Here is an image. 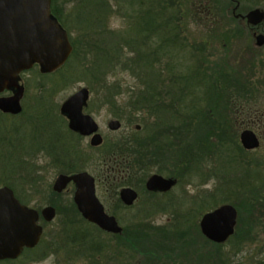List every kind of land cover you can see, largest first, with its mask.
Wrapping results in <instances>:
<instances>
[{
	"label": "flooded vegetation",
	"instance_id": "obj_1",
	"mask_svg": "<svg viewBox=\"0 0 264 264\" xmlns=\"http://www.w3.org/2000/svg\"><path fill=\"white\" fill-rule=\"evenodd\" d=\"M225 1L231 2L229 12L231 13L233 21L241 26V28L248 32L251 31L254 38L259 33L264 35V19L254 24L247 23L244 17L254 8H260L264 11L262 6L253 4L247 8L245 0ZM52 14L54 15L53 12ZM55 17L57 18V16ZM57 20L66 29L72 46V51L68 59L63 65L51 72L40 71L37 63L33 64L31 68L21 71L19 73V82L24 88L20 99L21 110L17 113H11L0 109V114L12 117L25 114L26 109L23 103L27 97L26 81L24 79L25 72L37 68L43 76L54 74L61 70L73 55L70 33L62 24V21L58 18ZM253 74H255V72H253ZM251 82L253 83V80H251ZM79 88L80 87L67 95L59 105L53 104L55 107V115H57L56 134L55 137L49 141L37 143L39 139L37 138L35 140L37 144L31 149L29 147L31 145L28 142H25L23 139H16L20 137L17 135V133H19L18 128L11 127L10 134L3 133V130L0 131V141L6 143V145L0 146V153L5 157L18 158L20 166L16 174L26 175L24 180L22 179L23 183L26 182L29 173L35 170L34 167L31 168L32 164L29 162L30 159L32 157L36 158L38 154H42L49 158L51 161L50 165L58 169V173L51 184L49 182L27 183L30 187V192L28 191V193L24 191V186L19 187L20 183L15 175H13L12 179L10 178L0 183V186L6 185L10 187L22 204L35 208L39 213L45 206H52L55 210V215L51 220H46L39 214L38 223L42 226V232L35 245L22 246L20 252L16 256L0 258V264H42L53 257L55 258L53 264H78L79 252L85 254V250L81 251L79 249L78 243L88 244V250L92 253V257L94 249H96L97 246L99 250L105 248L109 250L111 247H118L121 250V252L118 250L119 253L126 252L129 255L133 254L138 256L140 255V246L132 242L131 236L125 237L122 235L123 229L126 226L121 225V215L119 212L122 209H133L138 207L137 204L142 199V196L144 197L143 200H147V202L152 196L157 197V202L150 204L143 202L139 214L133 215V217L130 218H153L154 215H150L151 213H158L160 210L165 211L167 208H169L172 214L168 215L167 218L186 219L191 217V215L186 216L185 210L174 208L175 206H182V203H180L181 201L186 203V179L181 180L180 173L175 170V160L173 158L169 160L166 156L159 158L156 154L153 156L154 158H151L146 154L148 153L147 151L143 152L142 142L146 140L144 131L146 130L147 122L150 121L143 124L140 123L138 118H132L129 120L128 129L124 130V125H126L125 113L123 112L125 105L115 104V106L118 107L117 110L115 107H111V104L106 101L105 95L95 96L96 92L90 87H87L89 91L88 99L86 104L82 107V113L92 117L96 124V129L90 133H83L70 127V120L67 115L62 112L61 108L63 102ZM43 90L44 89L39 86L34 95H42L44 93L42 92ZM12 94L13 91L11 89H4L0 92V97L10 96ZM97 101L98 103H96ZM254 107L255 105L246 103L237 105L234 109L233 136H231L230 143L237 149L236 156H234L237 162H242L245 166L240 168L234 176L231 175L234 181H232L229 187L227 183H225L229 179L228 173L224 175L221 170L217 172V176L221 177V179L223 178L222 185H217L215 192L217 206L228 203L235 209L233 232L224 241L213 242L206 238L200 231L204 238L219 245V261H223V259L226 258L227 261L225 264L230 260V264L235 260L238 262L236 264H264V167H254L256 164L264 166L263 161L255 160V154L261 149L264 139V111L258 113L259 110ZM103 109L112 115L111 118L106 119L104 122L96 118V113ZM114 120L118 122L117 127L110 126L111 121ZM245 129L255 134L258 141L256 146L245 148L242 145L240 133ZM113 132H117V134L110 137V133ZM127 141L137 142L136 145L139 151L145 153L143 158L145 159L144 164L150 166L145 172H141L142 169L139 167H131L130 163H133V156L126 151ZM15 152H17L16 156L13 155ZM81 171H86L93 177L95 195L103 204L105 212L116 218L118 224L122 227L121 232H110L100 227L101 231L99 232L94 230L70 231L67 233L61 230L56 231V229L46 230L52 220L60 214V212H58V207H60V205L68 204L72 207L75 206L77 209L76 203L74 202V196L77 191L76 183L70 180L62 189L57 190L54 188L56 177L59 174L72 175ZM182 171L186 174L185 165L183 170L181 169V172ZM153 174L161 175L164 178H171L174 180V183L167 189H149L146 186V182ZM39 177L41 181H44L43 177ZM223 183L226 185H223ZM180 184L184 189L180 194H175L174 188ZM223 186H225V189ZM124 187H130L136 192L135 199L129 204L125 203L120 197V190ZM68 191H70L71 194H69L67 199L63 200L62 196ZM202 192L201 198L205 199L208 196V192L204 189ZM37 194L40 198L43 197L42 201L46 202L44 205H40L41 202L31 204L30 197ZM78 213L80 215L75 216L76 218H84L79 211ZM62 218H65L66 222H68L66 215H63ZM86 221L88 220L86 219ZM88 222L96 225L93 222ZM97 233L99 236L102 235L103 237H98V235H96ZM79 239L80 242H78ZM226 247L229 249H226ZM223 250H225V252H223ZM139 264H141V262Z\"/></svg>",
	"mask_w": 264,
	"mask_h": 264
},
{
	"label": "rangeland",
	"instance_id": "obj_2",
	"mask_svg": "<svg viewBox=\"0 0 264 264\" xmlns=\"http://www.w3.org/2000/svg\"><path fill=\"white\" fill-rule=\"evenodd\" d=\"M75 1L76 0H70L69 2H67L66 0H55L54 3H56L57 8L62 11L63 17L66 19V22L70 27V37L75 38L76 34H79L80 36L81 40L78 45V51L74 55H72L67 64L61 70L54 74L43 76L37 68H33L25 72L24 79L26 81L27 90V97L23 102L26 109L25 114L17 117L0 114V131L3 130V133L10 134L11 127L18 128L19 133H17V135H19L20 137L16 139L25 140V142H28L31 145L29 146L31 149L38 142L49 141L50 139L55 137L57 115H55V107L53 104L59 105L67 95L76 90L78 87L87 86L91 88L93 75L90 71H95L94 67L96 64L94 63H97V56L100 52L98 51L99 46L92 45L93 40H89L87 42V35L92 34L97 27L94 21L95 14L97 12L96 8H94L92 5L86 8L83 7L84 9H82V6H78L79 8L77 7V10V8H74L78 4ZM125 1L126 0H122V6H124L126 9H124L121 13H118L114 2L111 0L110 4L112 7V11L114 10L115 12H111L108 15L107 24L112 29L123 28L125 30L123 32L124 34L136 33L138 35L139 43L142 44V42H144L145 38L147 37V33L141 32L140 29L141 27H143L141 24L142 18L140 17L138 20H135L131 28H126L129 23V18H127V16L125 15H127V8L130 9L131 6L125 4ZM203 1L205 6L209 7L204 8L198 13L196 22H192V19L189 18V22L186 25L188 27V31L187 33L184 32V34L188 35L187 38L189 41H192L193 37L198 39V37L210 35L211 45L208 46L207 52L208 54H210L208 58L210 59L211 65L221 64L222 68H227L228 66L230 69L231 67H240V69H236L237 72L240 71L238 73L243 76H247V78L244 77L242 80H240L243 84H245V88H249L247 101H243L244 91H241L240 94L236 92L237 89L235 87L237 81L236 79H234L233 89L235 92V101H239L242 103H251L255 105L254 108L259 110V112L257 111L258 113L264 111V44L261 46H257L255 44V38L251 34V31L248 32L247 30L243 29L241 34L236 33L233 29L241 26H239L235 21L231 19V13L222 16V13L218 11V9L216 8L217 5L214 2L210 0ZM245 4L247 8H249V6H252L253 4L260 5L264 8V0H245ZM133 6L141 9V11L152 8L156 10V0H135L133 2ZM85 13H87V15L91 14V17L88 19H84L87 17V15L83 17ZM204 17H206V19H204ZM90 20H92V24L89 23ZM149 28V35L152 36H163L167 31H169L171 35L172 31L170 30L169 25L156 26L153 24L150 25ZM225 33L230 36L228 42H225V40L222 39V36ZM125 51L127 54H129L127 52V49ZM188 54L189 53L187 52V60H184V64H187V62L189 61ZM253 72H255V74H253ZM233 74H235V77H238L239 75L236 73ZM196 75L198 76L194 79H186V106L194 105L196 107H199L203 104L212 103L214 99L215 93H213L212 90L208 91V89L206 88L207 80L202 79L200 73H197ZM251 80H253V83L251 82ZM107 81H120L123 84L121 94L116 96L117 101L112 102L115 104L125 103L122 101L126 100L128 96L125 90L126 87L124 86H126V84L131 85L137 82L136 78L128 70H120L118 74L114 75L109 74ZM39 86L44 89L42 91L44 93L40 96H36L34 94L35 92H37V88ZM91 89L96 92L95 96H104L105 94H103V91L106 92L107 90L97 84H95ZM238 96L240 98H237ZM96 103H98V101ZM144 111L145 112L134 111L128 106L124 107L123 112L127 115L125 117L126 125H124V130L128 129V116H131V118L134 119L138 118L140 123L143 124H146L147 121H150L147 122V127L144 131L148 143L146 142V140L142 142L143 152L149 151L147 150V146L149 148V143L152 145L151 149L156 146L157 141L161 145L171 143V136L168 131L165 132L162 125L165 118L161 117L155 123L154 119L147 113L148 111ZM161 113H163L165 117L169 116L167 112H159V114ZM111 117L112 115L105 109L100 110L96 113V118L98 120H101L102 122ZM232 119L234 120L233 117ZM233 120H231L232 124ZM174 121L175 118H172L168 122L175 123ZM114 134H117V132L110 133V137H112ZM37 138L39 139L37 140V143H35V140ZM1 145H6V143L0 141V146ZM134 146L133 148H135ZM236 150L237 149L230 142L226 141L224 144L218 146L215 151H212L210 153L204 152L203 156L200 159L193 161L186 170V174L184 171L181 172L180 169L182 166L177 168V164L181 163L180 159L175 160L174 155L167 156L169 160H171L172 158L175 160V170L180 173L181 180L186 179V203L181 201L180 203H182V206H175L174 208L185 210L186 216L191 215L190 218H193L190 219L191 221L189 225H191L192 227L189 228V231L186 232L185 218H167L168 215H172L169 208H167L165 211L160 210V212L158 213H151L150 215H154L153 218H130L133 217V215L139 214V210L141 209L143 202L148 204L156 203L157 197L153 196L148 202L147 200H143L144 197L142 196V202L140 200L141 204L139 202L137 204L138 207H135L133 209L120 210L119 214L121 215V225L132 228L135 224L150 222L151 224L157 226H170L173 229V233L175 235L174 243H177V248L175 250L176 252L178 251L180 253L182 252L183 254H186V252H196L200 249V251L197 252L196 255L192 253L189 254L187 264H208L207 255L212 254V252L214 251V247L211 244H206L202 240L203 238L198 234V232H196L195 227L196 225H198L199 228L198 221L204 212L212 209V207L214 208L217 206V197L215 193L216 188L217 185H222L223 182V178L221 179V177L217 176L218 170H221L222 174L224 173V175L225 173H228L229 179L225 183H227V186L229 187L232 181H234L232 177L236 174V172L240 170V168H243L245 166V164H243L242 162L238 163L237 159L234 157L236 156ZM163 154H165L164 147L156 150V155L159 158H163ZM13 155L16 156L17 152H15ZM255 160L264 162V139L262 141L261 149L259 150V152H257V154H255ZM29 162L32 164L31 168L34 167L35 170L29 173V177H27L26 182L23 183L22 179L24 180L26 175L16 174L20 166L18 158L5 157L0 153V183L5 182L10 178L12 179L13 175H15L17 176L16 179L19 180V187L24 186V191L26 193H28L30 189L27 183L49 182L51 184L56 174L58 173V169L50 165V159L46 156H43L42 154H38L36 158L32 157ZM132 166L134 165L131 163V167ZM254 167L264 166L256 164ZM231 175L233 176L231 177ZM39 176L43 177L44 181H41ZM223 185L226 184L223 183ZM223 188L225 189V186H223ZM183 189L184 187L181 186V184L177 185L174 188V193L180 194ZM203 189L208 192V196L205 199L201 198ZM69 194H71L70 191L64 193L62 199H67ZM30 198L31 204H37L41 202L40 205H44L46 203L45 201H42L43 197L40 198L38 194ZM60 208L62 213L58 214L52 220L50 225L48 224L49 226H47L46 230L49 231L56 229V231L61 230L66 231L67 233H69L70 231H83V229L86 228L88 229V231L95 230L93 226L85 222H80L75 217L72 206L68 204H62L60 205ZM189 212H191V214ZM63 215H66V217L68 218V222H66L65 218H62ZM182 231L187 233L185 234L186 237L183 240L177 242L176 240L180 236L177 234H180ZM96 235H98V233ZM98 237L103 236L98 235ZM87 241L90 242L89 240ZM78 242H80V239L78 240ZM78 244L81 251L85 250V254L79 252V260L77 261L78 264H91V262L92 264H139L141 262V254L137 256L133 254L129 255L126 252L119 253L118 250L120 252L121 250L118 247H111L109 250H106L105 248L103 250L100 249L98 251H94L92 257V253L88 250V244ZM201 245L204 246L199 248ZM226 249L229 248L226 247ZM223 252H225V250H223ZM54 261L55 258L53 257L42 264H53ZM223 262L224 261L218 260L216 264H223ZM230 262L231 260L227 262V264H230ZM236 263H238L237 260L232 262V264ZM209 264H214V262H209Z\"/></svg>",
	"mask_w": 264,
	"mask_h": 264
},
{
	"label": "trees",
	"instance_id": "obj_3",
	"mask_svg": "<svg viewBox=\"0 0 264 264\" xmlns=\"http://www.w3.org/2000/svg\"><path fill=\"white\" fill-rule=\"evenodd\" d=\"M66 1L69 2L70 0ZM112 1L118 13L126 9L122 6V0ZM134 1H125V4L131 6L130 9L127 8V15H125L129 18L126 28H131L133 22L141 17L143 26L140 28L141 32L147 33V37L142 44L139 43L136 33L124 34L125 30L123 28L112 29L108 26V15L111 12H115L114 10L112 11L111 0L75 1L78 3L76 6L74 5L75 9L78 6H82V9H84L92 5L97 12L94 19L97 27L92 34L87 35V42L93 40L92 45L99 46L98 51L100 52L97 56V63H94L96 64L94 67L95 71H90L93 75L91 88L97 84L107 89L106 92L103 91L106 101L118 110V107L112 102L117 101L116 96L121 94L123 84L120 81L110 82L107 79L109 74L114 75L118 74L120 70H128L136 78L137 82L124 86L128 96L126 100L122 101L125 102L123 105L126 104L124 107L128 106L134 111L145 112L144 110H146L154 121L159 120L161 117L165 118L162 124L163 129L165 132L168 131L171 136V143L169 144L160 145L157 141L156 146L151 149L152 145L149 143V148L147 146L149 151L146 154L154 158L156 150L164 147L165 154L163 156L174 155L175 160H181V163L177 164V168L182 166L181 169L183 170L185 165L187 170L193 161L203 156L204 152L210 153L226 141L230 142L231 136H233L231 120H233L232 117L234 118V109L237 105L246 104L239 102L237 99L238 102L235 101L234 79L237 81L236 92L240 94L241 91H244L243 101L246 102L249 88H245V84L240 80L244 77L247 78V76L238 73L240 71L237 72L240 67H231L230 69L228 66L227 68H222L221 64L211 65L208 58L210 54L207 52L208 46L211 45L210 35L198 37V39L193 37L192 41H189L188 35L184 34V32L187 33L188 31L186 25L189 22V18L192 19V22H196L198 13L209 7L205 6L203 0H156V10L152 8L144 11L134 7ZM210 1L217 5L216 8L222 13V16L230 13L231 2L225 0ZM54 2L55 0H52V12L62 21L68 32L71 33L62 11L57 8ZM86 15L87 13L83 17ZM90 17L91 14L84 19ZM231 19L233 20V18ZM89 23L92 24V20ZM153 24L156 26L169 25L170 30H172L171 35L169 31L165 34L163 33V36L149 35V26ZM233 30L241 34L243 28L237 27ZM229 37L225 33L222 39L228 42ZM80 40L79 34H76L75 38H71L73 55L78 51ZM126 49L129 54L126 53ZM187 52L189 53V61L184 64V60H187ZM197 73L201 74L202 79L207 80L206 88L208 91L212 90L215 93L214 99L212 103L203 104L199 107L194 105L186 106V79H194L198 76L196 75ZM233 73L239 74L238 77H235ZM237 98L240 97L238 96ZM162 111L167 112L169 116L165 117L163 113L159 114ZM172 118H175V123L168 122ZM128 119H132L131 116H128ZM146 142L148 143L147 140ZM136 144L137 142L127 141L126 151L133 156L134 164H132L141 168V172H145L150 166L144 164L145 153L140 152ZM72 208L75 216H79L80 214L75 206ZM58 212L62 213L60 207H58ZM189 213L191 214V212ZM77 219L93 226L95 231H101L99 227L89 223L85 218ZM190 219L193 218H186V232L192 227L189 225ZM195 230L206 244L213 245L214 251L212 254L207 255V259L208 264L209 262L216 264L220 258L219 245L204 238L198 225H196ZM83 231H88V229H83ZM185 234L187 233L184 231L177 234L180 236L176 241L183 240L186 237ZM122 235L125 237L131 236L132 242L140 246L141 264H187L189 254L196 255L200 251L199 249L196 252H186V254L176 252L175 235L173 229L167 225L157 226L150 222H144L143 224H135L132 228L126 226ZM202 246L204 245L199 248ZM98 250L99 247L97 246L94 251ZM223 261L224 264L227 259L225 258Z\"/></svg>",
	"mask_w": 264,
	"mask_h": 264
},
{
	"label": "water",
	"instance_id": "obj_4",
	"mask_svg": "<svg viewBox=\"0 0 264 264\" xmlns=\"http://www.w3.org/2000/svg\"><path fill=\"white\" fill-rule=\"evenodd\" d=\"M247 23H259L264 19V11L251 9L245 16ZM255 44H264V35L255 36ZM72 51L66 29L51 12V0H0V92L11 89L13 94L0 97V109L17 113L21 110L20 99L23 85L19 73L37 63L40 71L51 72L63 65ZM88 88L80 87L62 104L70 120V127L83 133L96 129L92 117L82 113V107L88 99ZM116 120L111 127H117ZM245 148L258 144L255 134L245 129L240 133ZM73 180L77 185L74 196L78 211L90 222L103 230L121 232L122 227L116 218L105 212L103 204L95 195L93 177L86 171L72 175L59 174L54 188L62 189ZM174 183L171 178L151 175L146 186L149 189H167ZM125 203H131L136 192L130 187L120 190ZM41 214L46 220L55 215L52 206H45L40 213L33 207L22 204L6 185L0 186V258L16 256L22 246H33L42 232L38 223ZM235 209L228 203L216 206L204 212L199 219L201 233L213 242H222L233 232Z\"/></svg>",
	"mask_w": 264,
	"mask_h": 264
}]
</instances>
